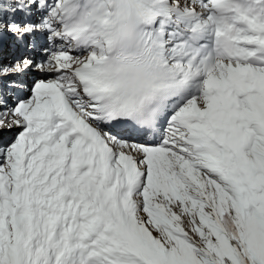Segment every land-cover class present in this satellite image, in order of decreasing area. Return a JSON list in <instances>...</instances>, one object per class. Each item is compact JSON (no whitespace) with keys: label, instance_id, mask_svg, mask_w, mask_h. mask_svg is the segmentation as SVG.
Listing matches in <instances>:
<instances>
[{"label":"snow or ice","instance_id":"1","mask_svg":"<svg viewBox=\"0 0 264 264\" xmlns=\"http://www.w3.org/2000/svg\"><path fill=\"white\" fill-rule=\"evenodd\" d=\"M0 264H264V0H0Z\"/></svg>","mask_w":264,"mask_h":264}]
</instances>
